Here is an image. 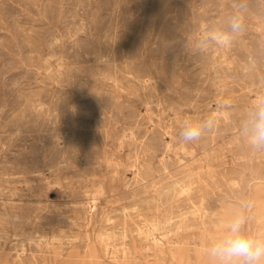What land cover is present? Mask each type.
<instances>
[{
	"label": "rangeland",
	"instance_id": "374dc122",
	"mask_svg": "<svg viewBox=\"0 0 264 264\" xmlns=\"http://www.w3.org/2000/svg\"><path fill=\"white\" fill-rule=\"evenodd\" d=\"M260 95L264 0H0V264H209L236 214L264 236Z\"/></svg>",
	"mask_w": 264,
	"mask_h": 264
},
{
	"label": "clouds",
	"instance_id": "9594fccd",
	"mask_svg": "<svg viewBox=\"0 0 264 264\" xmlns=\"http://www.w3.org/2000/svg\"><path fill=\"white\" fill-rule=\"evenodd\" d=\"M227 17L225 22L209 31L205 44L227 45L235 34L244 29L243 9ZM230 106L224 101L218 109ZM216 129V118L208 116L185 122L180 129L179 139L188 144L199 141L205 134ZM240 134L255 150H264V95L256 96L247 115L240 123ZM209 264H264V236L253 234L246 227V219L241 214L233 215L224 224L222 235L212 241L207 248Z\"/></svg>",
	"mask_w": 264,
	"mask_h": 264
},
{
	"label": "bare ground",
	"instance_id": "6f19581e",
	"mask_svg": "<svg viewBox=\"0 0 264 264\" xmlns=\"http://www.w3.org/2000/svg\"><path fill=\"white\" fill-rule=\"evenodd\" d=\"M126 5V4H125ZM59 59V58H58ZM68 62V61H67ZM55 63V62H54ZM20 70V69H19ZM170 86V85H169ZM193 104V103H192ZM103 105V104H102ZM218 108V107H217ZM217 116V115H216ZM173 118V117H172ZM25 185V184H24ZM54 187V186H53ZM55 188V187H54ZM61 189V188H60ZM101 191V190H100ZM90 207H91V205H90Z\"/></svg>",
	"mask_w": 264,
	"mask_h": 264
}]
</instances>
